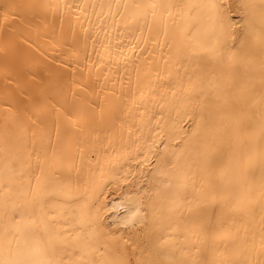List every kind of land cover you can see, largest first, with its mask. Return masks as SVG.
I'll use <instances>...</instances> for the list:
<instances>
[{
  "label": "bare ground",
  "instance_id": "obj_1",
  "mask_svg": "<svg viewBox=\"0 0 264 264\" xmlns=\"http://www.w3.org/2000/svg\"><path fill=\"white\" fill-rule=\"evenodd\" d=\"M0 264H264V0H0Z\"/></svg>",
  "mask_w": 264,
  "mask_h": 264
}]
</instances>
